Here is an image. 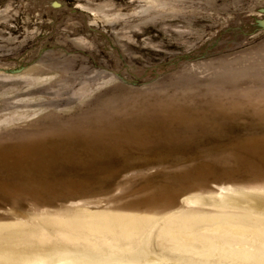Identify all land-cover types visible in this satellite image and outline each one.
Wrapping results in <instances>:
<instances>
[{"label": "rangeland", "instance_id": "rangeland-1", "mask_svg": "<svg viewBox=\"0 0 264 264\" xmlns=\"http://www.w3.org/2000/svg\"><path fill=\"white\" fill-rule=\"evenodd\" d=\"M212 100L245 116L179 140L183 108L218 115L204 105ZM256 110L264 114V0H0V144L48 124L103 130L132 120L150 135L118 139L132 150L125 167L115 155V168L85 170L63 199L19 200L22 186L14 202L0 200V250L83 258L89 248L102 264H264V207L209 202L231 186L264 203V170L253 164L264 157L240 141L264 135Z\"/></svg>", "mask_w": 264, "mask_h": 264}, {"label": "bare ground", "instance_id": "bare-ground-1", "mask_svg": "<svg viewBox=\"0 0 264 264\" xmlns=\"http://www.w3.org/2000/svg\"><path fill=\"white\" fill-rule=\"evenodd\" d=\"M213 102L212 100L204 105H207L208 108H215L213 110L218 115L192 113L193 107L183 108L179 113V120H186V123L181 122L185 123V126L182 131L174 132L177 135L176 137L180 138L179 140L187 139L186 136L197 138V134L202 132H206V136L209 131L217 133V131H221L219 127L223 124L219 120L225 118L224 122L235 125L238 119L245 116L237 107H232V104L223 106L216 103V100L215 103ZM164 105L165 103H162L159 107L164 108ZM196 114L201 115V117H197ZM253 114L264 120V114L259 110L254 111ZM238 124L235 126H238ZM198 125L203 129L196 130ZM39 126H42V124ZM135 127L136 125L132 120H128L125 124L108 126L103 130H85L74 126L65 129L48 124L45 128L36 129L28 136L17 140L13 145L12 143L0 144V200L14 202L19 195L18 193L15 196L16 190L22 186L23 191H20L22 195H19V200L35 197L39 203H50L53 199L67 197L69 188L79 190L81 180L79 176L83 175L86 172L85 170L115 168V165L111 163L114 161L115 155L122 156L126 152L132 151L124 149L123 145L118 144V139L130 136L137 139V143L140 144L139 140L146 141V137H150L149 133H146L145 128L135 130ZM240 141L248 146L251 154L264 157V135L250 136L248 138L246 136L241 138ZM141 149L146 152V145L142 144ZM128 158V155H125V158L122 159L121 164L123 167H125L123 160L127 163L129 161ZM244 158L245 156H239L242 166H251L250 163L243 160ZM253 164L259 170H264L263 162ZM59 170H65V172L57 175ZM60 182L64 188L55 187L49 191L51 184L60 185ZM222 189L226 190L219 193L213 200H209L210 203L216 204L218 200L223 198V204L239 207L243 211L249 210L262 213L257 209L264 207V203L251 198L249 192L246 191L247 189H238L231 186L223 187ZM41 191H48V198L36 195L35 192ZM162 191L164 193L165 189ZM255 192L257 191L255 190ZM151 195L154 196V193ZM193 201L195 202V200ZM196 201L199 200L196 198ZM137 206L139 207L140 205L130 202L125 205V207L131 208ZM85 249L83 258H81L82 256L78 258L71 255L68 257L62 253L53 255L52 251L49 254H45V252L40 253L38 251H12L13 253H7L0 250V263L27 264L28 259L34 257V262L37 260L41 262L40 264H102V258L99 254L89 248ZM69 258H73V260H68Z\"/></svg>", "mask_w": 264, "mask_h": 264}]
</instances>
